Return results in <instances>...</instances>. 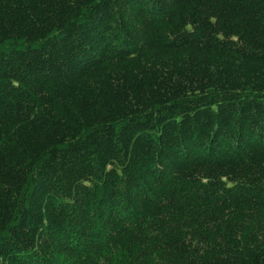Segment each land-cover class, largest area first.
<instances>
[{
	"label": "trees",
	"instance_id": "16d2710c",
	"mask_svg": "<svg viewBox=\"0 0 264 264\" xmlns=\"http://www.w3.org/2000/svg\"><path fill=\"white\" fill-rule=\"evenodd\" d=\"M0 264H264V0H0Z\"/></svg>",
	"mask_w": 264,
	"mask_h": 264
}]
</instances>
